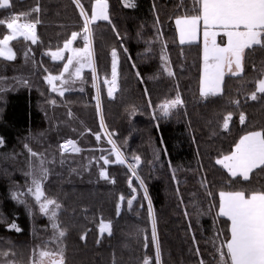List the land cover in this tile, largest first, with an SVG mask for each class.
Segmentation results:
<instances>
[{
  "label": "trees",
  "instance_id": "1",
  "mask_svg": "<svg viewBox=\"0 0 264 264\" xmlns=\"http://www.w3.org/2000/svg\"><path fill=\"white\" fill-rule=\"evenodd\" d=\"M80 3L90 19L95 0ZM9 4L0 8V20L18 16L20 23H39L37 41L30 46L31 65H24L21 51L12 46L29 43L24 38L11 44L14 60L0 58V256L8 253L15 264H29L32 231L41 234L44 224L36 201L27 198L30 219L9 195L21 180L25 159L15 156L27 148L45 160L44 191L60 205L57 222L65 232L66 264H143L145 258L156 264L149 201L161 264H219L217 245L230 238V222L217 213L219 192L264 189V171L255 169L245 181L216 164L241 136L264 132V94L250 99L256 81L264 78V47L249 49L240 75L224 77L220 94L205 98L200 95L202 46L180 44L175 28V19L189 14L193 0H130L129 7L122 0H107L109 19L91 24L102 129L93 72L81 76L84 93L58 96L45 79L58 76L64 66L47 54L61 50L73 32L83 33L84 19L74 0ZM37 6L38 13L33 11ZM9 33L6 24L0 25V39ZM113 50L120 62L117 90L110 98L105 81L112 74ZM163 54L171 75L164 70ZM177 96L182 103L164 115L161 105ZM104 131L126 164L140 158L135 175L128 164L116 162ZM69 140L78 154L61 153L60 145ZM101 223L111 225V234H100Z\"/></svg>",
  "mask_w": 264,
  "mask_h": 264
},
{
  "label": "snow or ice",
  "instance_id": "2",
  "mask_svg": "<svg viewBox=\"0 0 264 264\" xmlns=\"http://www.w3.org/2000/svg\"><path fill=\"white\" fill-rule=\"evenodd\" d=\"M76 6L80 9V16L83 17L84 47L73 49L71 45L77 39L78 33L73 32L71 39L64 43L63 49L52 52L53 60L63 59L64 51H71L67 59V63L63 66V72L58 76L48 75L45 77L52 91L59 92L64 95V90L57 88L55 81L59 80L62 84H67L68 79L64 78V73H69V79L75 75L80 76L84 62L89 65L92 63V54L89 48V36L91 35L90 25L98 20L107 21V0H95V4L91 9V18L85 12L83 4L80 0H74ZM193 8L188 10L189 14L178 16L175 19L176 28L179 32L180 43L191 42L196 39L200 24H203V72L201 76L200 95L202 97L216 96L221 92L226 70L233 76H238L243 71V57L245 49H252L254 46L264 47V0H193ZM9 0H0V8L9 7ZM39 12L37 6L33 9ZM194 13V14H193ZM39 20L30 23H20L18 16H12L8 20H0V25H5L10 31L9 35L0 39V57L7 60H14L15 53L9 47V43L17 39V35L22 36L25 40H31L36 43L37 36L35 33L36 24ZM220 30L226 37V43H217V35ZM112 79L108 89V95L111 96L116 88L117 80V53L112 51ZM78 64L74 73L70 72L73 65ZM172 74L171 72L169 73ZM95 79V77H94ZM74 82V81H73ZM264 94V78L256 81V89L250 95V99L255 101L257 94ZM55 104V101H52ZM179 96L175 100L166 101L161 105V111L164 115L169 114V110L181 104ZM235 103H239L236 101ZM99 107V105H97ZM232 114L229 113L224 117L223 128L229 127V121ZM241 124L245 122L243 113L239 116ZM100 140V136H96ZM109 143L113 144V151L116 155V162L124 164L125 160L118 149L115 148L114 142L109 139ZM62 151H68L71 147L72 151L79 152L80 149L75 146L71 140L60 146ZM31 156L37 157L38 154L29 149ZM105 164L109 163L106 157H101ZM135 164H139L140 158L133 157ZM44 160L40 158L38 168H34L28 173L32 176V185L28 191L32 193L35 200L40 204L41 212L49 214V206H53L51 217L55 219L57 216L56 209L60 205L54 199L45 196L42 190V180L47 176V169L43 167ZM135 164H129V169L135 175ZM216 164L222 165L230 173L231 177H242L247 181L250 174L255 169L264 171V132L250 131L240 137L235 144L234 150L216 160ZM100 175L107 179V173L101 171ZM142 183V182H141ZM237 191H220L218 201V216L227 218L230 221V238L217 249L219 256V264H264V189ZM211 195V193H209ZM44 198L41 201V198ZM15 198V197H14ZM145 198L147 193L145 192ZM123 199V198H121ZM128 204H132V200H128ZM149 214H152L151 201H149ZM16 231L20 229L16 225H12ZM57 228L58 225H53ZM152 240L155 243V261L160 264V246L156 236V221L152 220ZM108 231L111 234V225L103 224L101 232ZM65 235L64 231H59V237ZM226 248V251L224 250ZM199 249H197V254ZM8 256V253H3ZM14 264V262H10ZM32 264H66L64 252L58 249L55 252L41 250L38 259H33ZM143 264H151L148 258H145ZM200 264H204L203 260Z\"/></svg>",
  "mask_w": 264,
  "mask_h": 264
},
{
  "label": "rangeland",
  "instance_id": "3",
  "mask_svg": "<svg viewBox=\"0 0 264 264\" xmlns=\"http://www.w3.org/2000/svg\"><path fill=\"white\" fill-rule=\"evenodd\" d=\"M122 3L124 5V7H129L131 5L130 4V0H122ZM100 21H104V20H98V21H95L94 23H97V22H100ZM90 31H91V25H90ZM84 35L85 34L83 32L80 37L77 36L76 40L79 39L80 41L77 44V46H75L76 40L73 41V43L71 45V48H73V49L83 48L84 47V38H83ZM22 38H23L22 36L17 35V39L11 41L9 43V47H11V44L13 42H16V40L22 39ZM28 42L29 43L25 44L24 42L21 41L20 43H15V44L12 45L15 49H18V50L21 51L22 57L24 58L23 59L24 65H26V66L31 65L30 61H29L31 59L30 46H32L34 44V43L31 42V40H28ZM89 48H90V51H91V54H92V63H91V65H89L87 62H84V67L81 69V73H80L79 77H76L75 75H73L69 79V73H64V78L69 80V82L67 84H62L61 81H59V80L55 81L54 83L56 84L57 88H59L61 90H64V94H66L68 92H80V93L83 92L84 93L85 92V87L81 83V76H82L83 72H88V71L93 72V75L95 77V79H94L95 101H96V104L99 105V107L98 106L97 107H98V113H99V118H100V126L103 129L104 128V123H103V120H102V110H101V105H100L101 102H100L99 87H98L97 79H96V76H95L96 71H95V61H94L92 34L89 36ZM12 50H13V48H12ZM13 52L15 53L14 50H13ZM54 52H56V51H54ZM51 53H48L47 55L50 57V59L53 62H62V61H64V64L67 63L68 57L70 55H72L71 51H64L63 52V59L53 60L52 56H51ZM116 53H117L116 63H117V69H118V65H119L120 59H119L118 52H116ZM0 58L2 60H5V61H10V60H7V59H5L3 57H0ZM162 60H163L162 63H163L164 70L166 72L170 73V68L168 66L167 59H166L164 54L162 56ZM112 62H113V57H112ZM76 67H79V65L74 63L73 67L70 68L69 71L74 73ZM62 72H63V70H62ZM4 79H5V77H4ZM4 79H2V82L4 81ZM111 79H112V74H111V77H110L108 82H110ZM46 82H47V80H46ZM47 84H48L49 89L52 91V86L49 85L48 82H47ZM109 87H110V83H106L107 94H108ZM116 90H117V80H116V88H115V90L113 91L111 96H109V95L108 96L110 98L113 97V95L116 92ZM52 92L54 94L58 95V96H61V95H59L58 91L57 92L52 91ZM168 115H170V113ZM104 133L106 134V137L109 138L107 132L104 131ZM66 142L67 141H65L61 145L65 144ZM75 146L77 147L76 144H75ZM111 146H112V150H113V144L112 143H111ZM115 148H116V146H115ZM60 150H61L62 154H78L79 153V152L72 151L71 147H69L68 151H62L61 147H60ZM113 153L115 154L114 151H113ZM18 156H20V157L17 158ZM22 156H24L25 159H24V163L21 165V170H20V172L18 174L19 179H21V180H20V182L15 183V184L12 185V188L9 190V193H10L9 195H10V199L13 200L16 205L22 206L24 211L26 212V214L29 216V218L32 219L33 212L31 210V208L28 206V203H27L28 199L27 198L29 197L33 201H36V200H35V197L32 195V193H30L28 191V189L30 187H33V185H32V176L29 175L28 173L32 172L34 168H38L39 167L40 158L42 156L38 154L37 157H33V156H31L29 150L27 148H24L23 152L17 153V155L15 156V160L18 161V159H20ZM43 160H44V158H43ZM93 162H97V159H94ZM20 163L21 162H19L18 164H20ZM127 166H129V164ZM219 166L227 171V169H225L222 165H219ZM43 167L47 169L46 164H45V160H44ZM47 177H48V174H47L46 178L42 180V185H41L44 194H46L45 191H44L45 190L44 189V185L46 183ZM237 178L243 179L242 177H237ZM43 199L44 198L42 197L41 201H43ZM36 204H37L38 211H39V213L41 215V218L44 221V224H43V226H41V229L39 228L41 230L40 231L41 234H35V231L34 230L32 231V234L34 235L32 241H34V240L35 241L32 242L31 258H30L29 264H32L33 259H38V254H39V252L41 250L55 252L58 249H62V240H61L62 237H59V231H62V230L59 228V225H58V222H57V216H56L55 219H52V217H51V210H52L53 206H49V214L46 215L45 213L41 212L40 204L37 201H36ZM56 212H57V215H58L59 209H56ZM151 217H152L151 219L153 220V215L152 214H151ZM54 224L58 225V227L54 228L53 227ZM103 224H109V223H103ZM101 226H102V223L100 224V234L101 235H103V234L109 235L108 231L101 232ZM219 247L220 246L217 245L216 251H217V249ZM10 262H13L12 261V255L8 254V256H4V255L0 256V264H10ZM160 264H161V262H160Z\"/></svg>",
  "mask_w": 264,
  "mask_h": 264
},
{
  "label": "crops",
  "instance_id": "4",
  "mask_svg": "<svg viewBox=\"0 0 264 264\" xmlns=\"http://www.w3.org/2000/svg\"><path fill=\"white\" fill-rule=\"evenodd\" d=\"M175 28H176V24H175ZM217 31H219V34L217 35V38H216L217 39V43H221V46H223L222 40H223V42L226 43V37L223 36V32L222 31H220V30H217ZM176 32H177L178 41L180 43V37H179V32H178L177 28H176ZM197 42H200V44L202 46V60H203V46L204 45H203V24H202V22L200 24V27H199L198 34H197L196 39H194L191 42H185L184 44H192V43H197ZM248 50L249 49H245L244 56H245V53ZM243 67H244V57H243ZM202 72H203V67H202ZM226 76H233V75H231L230 73H228L227 70H226V74H225L224 77H226ZM200 88H201V86H200Z\"/></svg>",
  "mask_w": 264,
  "mask_h": 264
}]
</instances>
